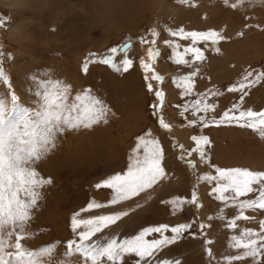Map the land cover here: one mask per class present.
Wrapping results in <instances>:
<instances>
[{
	"label": "rangeland",
	"instance_id": "obj_1",
	"mask_svg": "<svg viewBox=\"0 0 264 264\" xmlns=\"http://www.w3.org/2000/svg\"><path fill=\"white\" fill-rule=\"evenodd\" d=\"M164 2L0 0V20L6 21L0 26V52L3 53L0 67L9 77L11 90L25 107L36 106L38 99H34V93L39 89L30 76L36 74L40 78L42 72H47L50 78L60 79L70 85L72 96L92 90L91 93L102 99L110 109L107 124L101 122L91 129L66 130L57 137L56 147L33 165L42 178H51L52 183L40 190L41 199L38 208L33 210L28 228L32 235L22 243L35 250L60 242L55 249L59 264H63L61 258L66 251V241L74 238L70 229L71 216L89 202L105 204L110 199L109 189H96L95 185L126 170L136 138L146 132H151L149 138L160 141L164 151L162 164L170 178L139 197L121 202L126 204L124 207L118 204L81 213L80 218L87 219L95 214L129 210L127 217L93 239L103 235L128 238L144 227L159 224L174 226L195 218L196 226L191 231L197 232L198 238L193 239L185 233L184 238L175 245L157 252L152 264L176 259H180L182 264H227L223 257L243 251L230 247L231 236H239L244 229H253L264 235L260 229L264 210H244V215L249 219L237 220V227L228 229V220L239 215L240 209L226 207L223 202L215 200V194L209 195L215 182L210 185L206 181H199L201 175H215L212 165L226 169L239 167L264 171V138L258 132L234 125L209 128H200L198 124L189 126L188 121L195 119L191 110L180 115L185 104L198 99L202 93L214 90L221 95L209 96L206 100L216 105L215 111L200 115L218 118L238 102L240 93H229L227 88L239 82L244 70H264V0H242L240 3L238 0H228V6L223 0H192L195 7L170 0L179 10L176 11L179 12L177 20L176 12L166 9ZM231 4H237V7L232 8ZM96 8H100L98 11H102L104 16L98 12L96 19L93 14ZM164 10L166 12L161 14ZM18 21L23 25L22 32L12 34L10 29ZM67 22L76 29L72 31L65 26ZM153 27L160 33L156 47L161 52L154 63V70L164 79L162 82H149L153 83L154 89L164 93L159 118L170 125V130L161 128L158 118L152 114L150 105L159 102L154 92L147 90V82L139 66V59H146L148 47H141L139 38L147 36L151 40L149 32ZM180 27L185 31L212 29L226 38L216 45L220 49L218 53L211 46L205 48L204 44L198 45L205 51L206 59L198 65L200 73L194 78L193 94L189 96H181L182 89L174 81L193 69L175 64L172 48L164 44L165 39L174 40L179 45V52L190 44V41L167 35L166 29L177 30ZM241 32L242 36L237 35ZM128 41L134 44L128 50L129 58L134 62L129 72L117 73L101 64H91L88 73L81 72L84 59L90 52L98 56L105 55L109 48ZM223 51L226 55L221 57ZM185 58L191 60V56ZM7 90L6 86L0 85V92L6 93ZM248 92L242 108L264 110V83L248 89ZM193 135H206L211 141L207 148L210 164H202L194 153L189 157L196 164L194 169L189 168L186 161L177 159L180 155L179 145H183L185 152L194 147L191 140ZM91 147L93 150L89 155L87 153ZM193 190L197 192L202 205L199 210L195 205H185L173 214L171 207L163 203L176 196L190 199ZM255 196L256 193H251L240 199H254ZM201 223L210 226L203 230V236H200L198 228ZM81 230H84L83 227L78 229ZM153 238L159 237L156 234L148 237ZM206 240L213 243L206 245ZM205 248L211 250L212 257L206 254ZM79 259L73 258L70 264H78ZM261 262L264 264V256ZM120 264H138V258L129 254L121 259ZM232 264L254 262L246 258Z\"/></svg>",
	"mask_w": 264,
	"mask_h": 264
},
{
	"label": "snow or ice",
	"instance_id": "obj_2",
	"mask_svg": "<svg viewBox=\"0 0 264 264\" xmlns=\"http://www.w3.org/2000/svg\"><path fill=\"white\" fill-rule=\"evenodd\" d=\"M180 4H192V0H178ZM242 0H238V3ZM228 6V0H223ZM195 7L194 4H192ZM236 8L237 4H231ZM0 20V26L5 24ZM170 37H178L181 41H190L182 52L177 51L179 45L174 40L165 39L164 44L172 48V56L175 64L184 65L193 70L176 79L178 88H181V96L193 94L194 78L200 73V65L205 61V51L198 45L204 44L205 48L211 46L212 50L219 52L216 47L220 41L226 38L216 30L185 31L183 27L177 30L166 29ZM149 35L139 38L141 47L147 45L146 59H139V66L144 73L147 82V90L154 92L159 103L150 105L153 116L158 118L161 128L170 130V125L159 118L164 93L154 89L149 81H163V77L154 70V63L160 57L161 52L156 47L160 33L153 27ZM237 35L242 36L243 33ZM133 47L131 41L120 46H114L107 50V54L98 56L90 52L85 57L81 67L82 73H88L91 64L106 65L115 72L127 73L134 67L133 59L129 58V49ZM3 53L0 52V58ZM123 56L122 59L118 57ZM191 56V60L186 59ZM150 74V75H149ZM30 79L38 87L34 99L36 106L25 107L14 91L11 90L9 77L0 67V85L7 87V92H0V264H59L55 257V249L60 242H54L38 249H29L22 243L32 233L28 231L30 221L33 218V210L38 208L41 199V189L52 183L51 178H42L33 167L38 161L47 156L55 147L57 137L66 130L91 129L101 122L108 123L107 115L110 109L102 99L97 98L90 90L71 95V86L60 79L50 78V74L42 72L40 78L32 74ZM264 83V70L248 68L244 70L238 83L227 88L229 93H240L237 103L225 110L218 118H206V115L214 112L216 105L208 103L206 98L218 96L221 93L209 90L200 94V97L183 106L180 115L183 116L191 110L195 119L189 120L188 125H199L200 128L212 126H238L258 132L264 138V110L254 111L252 108L244 109L242 104L249 95L248 89ZM151 137V132L136 138L135 147L129 155L127 168L122 173H115L95 185L96 189L105 188L111 191L110 199L105 203L89 202L85 208L75 212L70 218V229L74 238L66 241V251L62 254L63 264H70L75 257H79L78 264H120L121 259L129 254L138 258V264H152V258L161 249L175 245L184 238L187 233L191 238H198L197 232L191 231L196 226V219L170 226L159 224L158 226L144 227L135 235L128 238H119L117 235L102 234L110 226L116 225L122 218L129 215V210L117 211L110 214L94 215L82 219L81 213L90 210L116 206L121 202L139 197L142 193L153 190L157 185L167 181L170 177L163 167L164 151L159 140ZM194 144L185 152L183 145H179L177 159L186 161L189 168L194 169L196 164L189 159L194 153L198 155L202 164H210L207 158V148L211 141L206 135H193ZM215 175L205 174L199 177V181H206L215 186L211 188L209 195L215 194V200L221 201L226 207H238L239 215L228 220L227 228L235 229L237 220H247L244 210H264V171H252L247 168H220L211 166ZM256 193L254 199L241 197ZM163 203L169 205L173 214L180 211L185 205H195L201 208L198 194L195 190L191 198L181 196L172 197ZM140 207V205H137ZM223 219V217H220ZM211 219V217H209ZM83 227L84 230L78 231ZM210 227L203 223L198 225L200 236L204 235V229ZM260 229L264 231V221L260 222ZM170 233V235H166ZM158 235L159 238L148 239ZM14 238V239H13ZM230 247L235 250H243L241 254L223 257L227 264L234 261H242L251 258L254 264H262L264 256V235H260L253 229L242 230L239 236L230 237ZM206 240L205 244H212ZM205 252L212 257V252L205 248ZM162 264H182L180 259L165 260Z\"/></svg>",
	"mask_w": 264,
	"mask_h": 264
},
{
	"label": "bare ground",
	"instance_id": "obj_3",
	"mask_svg": "<svg viewBox=\"0 0 264 264\" xmlns=\"http://www.w3.org/2000/svg\"><path fill=\"white\" fill-rule=\"evenodd\" d=\"M117 3V2H116ZM165 7H166V9H171L172 11H174V12H176V11H179L178 9H175V7H174V4L172 3V2H170V0H165ZM122 4V3H121ZM16 6H18V3H16ZM96 6V5H95ZM98 6V5H97ZM90 10V9H89ZM98 10H100V8L99 9H95L94 11L96 12V13H93L94 15H96V19H97V17L100 15V16H104V13L102 12V11H98ZM91 11V10H90ZM106 11V10H105ZM108 11V10H107ZM93 12V11H92ZM98 12H99V15H98ZM166 12V10H164V11H162V13L161 14H164ZM157 14V13H156ZM161 14H160V17H161ZM93 15V16H94ZM106 15V14H105ZM179 15V12H176V20L178 19V16ZM92 18V17H91ZM92 21H93V18L91 19ZM95 21V20H94ZM99 21V20H98ZM156 22H158V18H157V21ZM68 23V25H65V26H67L68 28H70L72 31L73 30H75L76 28L74 27V25L73 24H69V22H67ZM157 24V23H156ZM22 27H23V25H22V23L21 22H19L18 21V23H14L13 24V26H12V28L10 29L11 30V33L12 34H14V33H16V32H18V33H20L21 34V32H22ZM106 41V40H105ZM134 45V44H133ZM226 54L224 53V51H223V53L222 54H220V56L222 57V56H225ZM228 55V54H227ZM220 59V58H219ZM171 74V73H170ZM96 79V78H95ZM92 91V90H91ZM178 131V130H177ZM176 131V132H177ZM92 150H93V147H91L90 148V152L89 153H87V154H89L90 155V153L92 152ZM169 150V149H168ZM88 156V155H87ZM210 169V168H209ZM206 184V183H205ZM119 206H122V207H124V206H126V204H123V203H120L119 204ZM96 215V214H95ZM226 262V261H225Z\"/></svg>",
	"mask_w": 264,
	"mask_h": 264
}]
</instances>
